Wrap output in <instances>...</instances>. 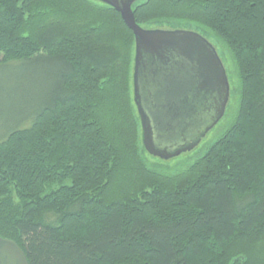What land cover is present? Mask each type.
I'll return each mask as SVG.
<instances>
[{
    "label": "trees",
    "instance_id": "16d2710c",
    "mask_svg": "<svg viewBox=\"0 0 264 264\" xmlns=\"http://www.w3.org/2000/svg\"><path fill=\"white\" fill-rule=\"evenodd\" d=\"M133 9L142 27L191 29L230 51V125L161 170L142 142L121 14L99 0H0V95L40 85L0 128V237L29 264H264V0Z\"/></svg>",
    "mask_w": 264,
    "mask_h": 264
},
{
    "label": "water",
    "instance_id": "95a60500",
    "mask_svg": "<svg viewBox=\"0 0 264 264\" xmlns=\"http://www.w3.org/2000/svg\"><path fill=\"white\" fill-rule=\"evenodd\" d=\"M114 7L135 36L134 102L147 152L160 159L191 151L224 117L231 96L216 46L191 29L145 28L138 0H99ZM0 264H29L20 245L0 237Z\"/></svg>",
    "mask_w": 264,
    "mask_h": 264
},
{
    "label": "rangeland",
    "instance_id": "374dc122",
    "mask_svg": "<svg viewBox=\"0 0 264 264\" xmlns=\"http://www.w3.org/2000/svg\"><path fill=\"white\" fill-rule=\"evenodd\" d=\"M145 28H150L152 26L145 25ZM169 29L166 26V29ZM213 39V38H212ZM210 40L215 45V40ZM219 54L222 57L223 63L225 68L228 72L229 81L231 85V96L229 99V103L226 109V113L224 117L219 121V123L207 134V136L201 141V143L195 147L191 151H187L178 155H175L169 159H160L157 157L152 156L149 152H147L146 156L148 161L152 164H157L161 166V170L174 172L179 169L184 168L187 164L192 162L195 158H197L204 148L209 144L211 141L216 139L231 123L235 109L237 104V88L239 86L238 81V74L236 70L235 63L232 59L231 53L227 48H223L221 46L215 45ZM9 72L8 69L0 67V83L7 82L9 80ZM40 87L39 84H35L34 91H27L26 96L20 95L14 97L13 95H0V128L10 126L11 120L14 117V112H21L24 111L26 108L24 105L29 106V101L32 102L31 98L34 96V92L36 89ZM13 102H20V107H13ZM35 108V107H31Z\"/></svg>",
    "mask_w": 264,
    "mask_h": 264
}]
</instances>
